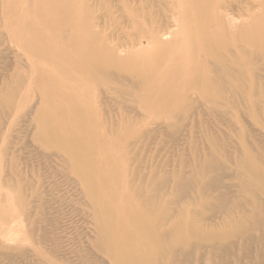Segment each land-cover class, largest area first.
<instances>
[{"label": "rangeland", "instance_id": "obj_1", "mask_svg": "<svg viewBox=\"0 0 264 264\" xmlns=\"http://www.w3.org/2000/svg\"><path fill=\"white\" fill-rule=\"evenodd\" d=\"M142 1L0 0V264H116L100 236L127 229L142 242L128 218L137 211L157 217L163 246L151 264H264V47L243 38L264 18V0H214L204 44L212 54L199 58L229 67L234 47L220 51L211 38L243 29L241 72L231 71L237 97L215 73L192 79L209 95L187 92L190 80L184 91L146 95L137 72L156 54L145 42L129 48L134 22L168 42L181 25L170 10L185 5ZM85 131L96 147L90 161L103 156L99 171L112 176L106 231L61 145L68 134L87 141Z\"/></svg>", "mask_w": 264, "mask_h": 264}, {"label": "bare ground", "instance_id": "obj_2", "mask_svg": "<svg viewBox=\"0 0 264 264\" xmlns=\"http://www.w3.org/2000/svg\"><path fill=\"white\" fill-rule=\"evenodd\" d=\"M144 1H142V6H143ZM158 1H155V2L159 3ZM165 1H164V3H165ZM178 1L183 2V4L185 6L180 9L178 7V5L176 4L177 6L176 7L173 6L170 10L172 12H170V13L172 15L179 14L181 16V25H180L179 31L177 30L178 32L173 34L172 39L168 42H163L157 36V29L153 24L147 25V23H146V27H144L143 25L140 24V22H136V21L134 22V24H136L138 29L140 27V31L138 34H135L133 37L130 36V38H128V41H129L128 43L130 44V47L129 46L128 47L138 50L139 48H141V46L140 47H138V46L145 42L146 46H147V44L151 45V47L153 48V50L156 54L155 57H148L146 59H143L141 62L140 68H138L139 71L138 72L136 71L137 77L136 76L135 77H136V80L139 81L141 89L146 93V95L151 94L153 91H158V90H159V92H163V91L167 90L168 92L176 93L179 90H181V91L186 90V88L183 89V87L180 88V86L183 85V83L190 80V86H188L189 89L186 91L187 92L190 91L191 93H197V94L203 95V94H207V92H209V91H207V88H205L206 84H199V83L194 84L192 79H196L198 77H201L202 79L207 80L209 78V73H215L217 75V77L221 78L222 80H223V78L229 79V85H230L231 89H229L228 95H230V94L235 95V96L240 95L242 93V87L238 85V82L240 80L237 78L236 79L237 81L235 83L234 82L235 81V76H234L235 74L233 75L232 73H234L236 71L234 70V72H232V73H231V71L233 70L232 69L233 67H235V68L237 67L236 70L238 72H241L240 71V69L242 67V55L240 52L241 49L238 48V46H237L238 44H236V43L242 42V35H243L242 30L243 29L241 27L238 28V26L236 27V29H234V31L230 30L229 32H225L224 29H218L216 31V33H213L214 36L211 38L213 40L215 46H218V49L220 51H222V50L225 51L227 48L231 49L232 47H234L233 50L235 51V53L234 52L233 53H234V55L236 54L235 57H237L238 61L231 62L232 61L231 60V61H229L231 65H229V67H225L226 65L224 66L222 63L223 60L221 61V59L219 58V60L215 61L214 67H213V65H211L212 68H209L208 66L205 67L204 65H202L203 62L201 63V60H200L201 55L200 54L202 53V54H205V56H206L207 52L204 53L201 51H208V49L205 48L204 44H206L208 39H209V37H206V34H207L206 29L208 28V25H210L209 22L212 21V20H210V18L214 19L213 18V16H214L213 7L215 8L214 0H178ZM170 3H171V0H170ZM145 4H149V1ZM160 4H162V3L160 2ZM156 7H157V5H156ZM164 9H166V8L164 7ZM192 15H193V18H197L196 22L192 19ZM256 15H257V13L255 14V16ZM205 16H207V17H205ZM176 17H178V16H176ZM217 17H218V14H217ZM147 18L148 17H145V20H147ZM213 21L215 22V20H213ZM179 22H180V20H179ZM251 22H253V23H251ZM251 22H250L251 24L248 23L246 25V27L244 29L246 32L245 33L246 35H244L243 38H245V40H247L248 42H255V44H257L258 46L264 47V18H260L257 21L254 20ZM211 25H213V24L211 23ZM177 27H178V25H177ZM123 40H125V39H123ZM120 42H121V40H120ZM120 42H117V43H120ZM126 43H127V41H126ZM170 43L174 44V48L171 49V47H169ZM84 45H85V43H84ZM106 45L109 46L108 43ZM201 45H203V48L205 50H201L202 49ZM241 45H242V43H241ZM121 46L123 47L122 44H121ZM146 46H144V47L146 48ZM148 46H147V49H148ZM135 47H137V48H135ZM129 48H128V50H126V54L129 51ZM241 48H242V46H241ZM230 49H228V50H230ZM132 50H130V51H132ZM134 52H135V50H134ZM209 53L212 54L211 52H209ZM157 54H158V57H157ZM215 54H217V53H215ZM53 55L55 56V54H53ZM231 56H233L232 53H231ZM208 57L212 58L213 55H210ZM109 58L113 61V64H112L113 66L116 67L119 65L118 61L120 59L117 56H115L113 54V55H109ZM120 64H121V62H120ZM211 64H212V62H211ZM83 66H84V64H83ZM121 66H123V65H121ZM136 68H135V70H136ZM184 68H187V72L184 74V79H183L180 76H178L177 74H178L179 69H184ZM110 72H112V71H110ZM129 75H130V73H129ZM131 76H132V74H131ZM212 76H213V74H212ZM195 82H197V81H195ZM111 88H112V86H111ZM227 92H228V90H227ZM215 93H217V92H215ZM222 94H220V95L222 96ZM207 95H209V94H207ZM206 101H208V99H206ZM81 121L79 122L80 126H81V124H84V121H82V122ZM79 123H77L78 126H79ZM87 134H89V133L86 131L82 134H79L80 138H82V139L87 138V141H81L80 140L81 142L79 141V139L71 138L68 134L67 137H65L66 139L62 140L63 142H61V145L68 151L67 152L65 150V153L68 157V160L70 161V164L73 168V171L80 177L84 186L87 188V194L89 196V199L92 201V203H94L93 204L94 209L96 211H98V213H99L98 215L100 217V221H98V223H99L100 231L102 229L106 231L109 229L110 223L112 226L113 217H114V211H112V210H110V208H108L112 203L111 202L112 197L108 196V194H107L109 191L108 186H110V182L112 181V176H109V173H108L104 177V175H102V173H100L101 171H99V169H102L107 163L106 159L103 156H102V160H95L93 163L90 161L89 156L92 154V152L95 151L94 148H96V147H94V145H92L94 143V141L90 140L91 136L87 135ZM97 174H99V177L98 176L94 177V175H97ZM95 178H96V182H94ZM125 210H126V208H125ZM128 218L131 221V227L136 232H138L140 234V237L142 238L141 239L142 242H140V238L138 239L140 243H138L136 239L129 236V232L127 229H125V230L121 229V231L117 234V238L113 236V237H110V239H108L104 235L100 236L101 244H102V246H105L108 249H115L114 253H113V255H114L113 257L115 258L116 264H128L126 261L122 260L121 256H119L117 254L121 250L129 252L130 256H132L134 258L135 264H145V263L151 264L150 260L148 261L149 254L154 252L152 250L162 248V246H163V245H161L162 244L160 241L161 238L159 239V237H158L159 235L157 234L156 228H155V226H157V217L153 218L151 215H146L145 213H139L137 211L136 213L129 212ZM161 226H162V224H161ZM121 235L123 236V238ZM115 245H117V246L115 247Z\"/></svg>", "mask_w": 264, "mask_h": 264}]
</instances>
